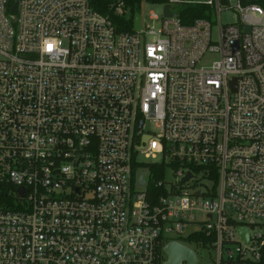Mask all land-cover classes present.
<instances>
[{
  "label": "built area",
  "instance_id": "obj_1",
  "mask_svg": "<svg viewBox=\"0 0 264 264\" xmlns=\"http://www.w3.org/2000/svg\"><path fill=\"white\" fill-rule=\"evenodd\" d=\"M261 1L184 25L198 1L168 0L129 32L89 0H0V264H156L192 234L264 264Z\"/></svg>",
  "mask_w": 264,
  "mask_h": 264
},
{
  "label": "trees",
  "instance_id": "obj_2",
  "mask_svg": "<svg viewBox=\"0 0 264 264\" xmlns=\"http://www.w3.org/2000/svg\"><path fill=\"white\" fill-rule=\"evenodd\" d=\"M151 4H165L168 0H145ZM92 7L104 16L111 19L117 30L119 31H133L135 13H141V6L143 0H89ZM119 2H123V6L126 10L124 14L116 12V7ZM264 6V0L261 1ZM176 13L181 23L184 25L193 24L197 19H210L211 8L205 3H186L183 2L176 6ZM151 172L156 170L157 165H148ZM5 201L11 202L8 198L7 189L2 187L0 190V208L4 205ZM202 239L204 243L207 242V238L202 235L192 234L183 241L193 244L194 242ZM166 258L163 255V251L160 249V258L156 264H163Z\"/></svg>",
  "mask_w": 264,
  "mask_h": 264
},
{
  "label": "rangeland",
  "instance_id": "obj_3",
  "mask_svg": "<svg viewBox=\"0 0 264 264\" xmlns=\"http://www.w3.org/2000/svg\"><path fill=\"white\" fill-rule=\"evenodd\" d=\"M195 1H198V3H200V1H208V0H195ZM186 3H190V2H186ZM236 4H237V0H229L228 6L223 8L221 12V16H220L223 24L234 23L237 21L236 12L233 9H230L231 6H235ZM152 12H155L157 15L158 14L161 15L163 12V8L161 5L151 4L143 0L142 6H141V15H142L143 25L153 24V21L150 18ZM155 23L157 25L158 22H155ZM209 58H214V57H209ZM166 179L169 181L174 180V176L171 173V171H168ZM196 218L203 219V215L201 213H196ZM198 227H199L198 225H191L189 226L188 231H194ZM187 244L189 245V247L195 250L198 256V259H199V264H215L216 257H217V251L214 247L212 246L199 247L195 244H189V243ZM164 257L167 259V256L165 253H164ZM185 264H188V263L186 262Z\"/></svg>",
  "mask_w": 264,
  "mask_h": 264
},
{
  "label": "water",
  "instance_id": "obj_4",
  "mask_svg": "<svg viewBox=\"0 0 264 264\" xmlns=\"http://www.w3.org/2000/svg\"><path fill=\"white\" fill-rule=\"evenodd\" d=\"M18 1L14 0V4L12 6V12H17L18 9ZM163 15L164 17H176V13L171 10L170 4H166L163 8ZM141 27V14L139 12L135 13L134 17V27L135 31H139ZM250 27L247 26L245 31L249 32ZM148 172H140L139 173V183L143 186H146V182L144 181L145 176ZM191 174L188 175L190 177ZM18 192L21 196H24V188H18ZM241 235L249 240V231L245 228H240ZM164 252L167 255V259L163 262V264H184L187 262L188 264H198V259L196 256L195 251L178 242V241H171L164 247Z\"/></svg>",
  "mask_w": 264,
  "mask_h": 264
},
{
  "label": "snow or ice",
  "instance_id": "obj_5",
  "mask_svg": "<svg viewBox=\"0 0 264 264\" xmlns=\"http://www.w3.org/2000/svg\"><path fill=\"white\" fill-rule=\"evenodd\" d=\"M51 48V45H49V49Z\"/></svg>",
  "mask_w": 264,
  "mask_h": 264
}]
</instances>
